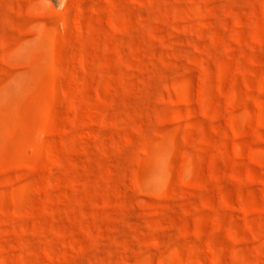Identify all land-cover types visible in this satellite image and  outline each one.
<instances>
[{
    "label": "rangeland",
    "instance_id": "obj_1",
    "mask_svg": "<svg viewBox=\"0 0 264 264\" xmlns=\"http://www.w3.org/2000/svg\"><path fill=\"white\" fill-rule=\"evenodd\" d=\"M0 264H264V0H0Z\"/></svg>",
    "mask_w": 264,
    "mask_h": 264
}]
</instances>
